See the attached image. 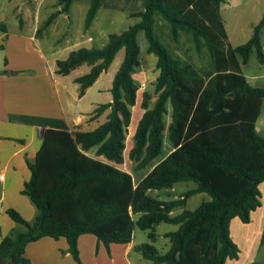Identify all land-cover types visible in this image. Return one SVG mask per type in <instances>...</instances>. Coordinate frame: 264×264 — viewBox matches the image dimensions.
I'll use <instances>...</instances> for the list:
<instances>
[{
    "label": "trees",
    "instance_id": "trees-1",
    "mask_svg": "<svg viewBox=\"0 0 264 264\" xmlns=\"http://www.w3.org/2000/svg\"><path fill=\"white\" fill-rule=\"evenodd\" d=\"M79 0H59L61 10L46 21L68 14ZM226 0H143V11L132 15L136 24L109 35L102 48H79L57 61L56 73L68 76L81 66L90 68L75 79L83 97L124 49L125 57L113 79L110 103L100 104L92 119L106 115L92 131L47 129L36 160L27 161L31 178L24 184L36 209L33 222L17 211L8 216L25 230L13 231L0 243V264H30L26 246L44 237L65 238L72 257L79 261L78 239L95 235L108 249L129 244L136 228L149 231L150 243L136 249L153 264H226L239 260L240 248L231 238V222H251L261 207L264 183V137L256 130L264 88L253 87L242 73L253 50L264 62L261 21L252 37L233 47L221 13ZM102 6L90 0L85 19L88 30ZM163 24L170 32L158 33ZM143 31L149 50L158 57V95L143 93L144 110L134 135L130 157L133 175L116 167L125 162L127 129L137 102L133 71L139 67L138 33ZM181 34L192 38L197 52L206 51L212 70L202 76L191 62L172 48ZM170 41V42H169ZM5 72V71H4ZM168 117V121H167ZM104 157L113 163L90 157ZM193 181L197 187L176 199L161 201L149 193ZM205 193L209 201L188 210V199ZM183 208L177 216L172 211ZM160 224L178 226L165 235L170 247L164 254L152 245ZM261 243L264 244V233ZM250 264H264L252 262Z\"/></svg>",
    "mask_w": 264,
    "mask_h": 264
},
{
    "label": "crops",
    "instance_id": "crops-1",
    "mask_svg": "<svg viewBox=\"0 0 264 264\" xmlns=\"http://www.w3.org/2000/svg\"><path fill=\"white\" fill-rule=\"evenodd\" d=\"M9 1L12 2L13 11L16 15L18 14L17 16H19L20 11L26 10L31 16L32 23L29 26L28 33H26L23 30L24 24L21 19L20 34H8V28L5 24L6 6L3 5L0 9V33H2L1 36L6 37V44L0 43V49L9 51L13 46L17 51L15 56L14 54L10 55L8 52L9 56H6L4 63L0 66V243L11 232L25 230L24 226L16 223L8 216V210L17 211L27 221L33 222L36 217L35 206L31 199L22 193V190L24 184L31 178L27 161L33 163L36 160L45 131L47 129H57L89 132L103 123L108 114V112L105 114L103 120L101 118L104 114L97 119H92L100 104L93 105L92 112L81 110L82 102L89 90H92L98 84L108 70L104 71L96 83L86 90L83 97L79 96V84L75 82V79L81 75H74L79 68L72 71L68 76H59L56 73L58 60H66L72 51L79 48H94L87 45V43L95 41L93 36H88V39L84 41L79 40L78 36L73 37L70 24L67 34L62 38L68 39L65 47H58L55 42L52 45L46 44L49 39L45 34H49L51 28L56 27L59 19H66L69 23H73L75 11L80 6L85 17V24L90 8V0H79L73 3L68 14L59 13L47 26V33L41 31L40 25L48 20L45 21L46 17L50 18L54 13L61 10L59 0L51 1L52 8L45 14V18H42V15L48 0H38L37 2L24 0L20 5H15L13 0ZM81 1L86 3L81 5ZM101 2L102 6L91 23L88 32L94 30L100 19H106L107 17L111 20L109 25L119 26L123 22H127L126 28L140 21L138 18H133L132 15L143 11V0H101ZM227 34L229 33L227 32ZM139 35L140 32L138 33V41ZM83 37H86V35H83ZM148 45L146 48H148ZM29 48L32 51L30 57ZM66 78L70 79V86L67 85ZM246 78L248 79L247 76ZM249 84L253 86L250 82ZM111 89L112 87L109 90L111 91ZM98 91L100 92L102 89ZM111 101L112 96L107 103ZM95 151L96 149H92L88 152V155L100 159L104 163L113 164L104 157H96ZM116 167L130 175L134 173L125 170L122 165H116ZM179 214H177V210L171 212L173 217ZM161 225L156 228L157 235L152 245L164 254L170 247V241H166L168 238L165 235L177 231L178 226H176L177 230L159 233L158 229ZM137 230H135L133 239L129 244L113 243L109 249L95 235L85 234L80 236L78 239L80 262L72 257L73 255L69 251V245L65 238L54 240L51 237H44L36 242L29 243L26 246L24 256L30 264H153L136 249L142 244L150 243L149 231H144L146 233L142 234L138 233ZM159 241H163L160 246ZM228 263L227 261L226 264Z\"/></svg>",
    "mask_w": 264,
    "mask_h": 264
},
{
    "label": "rangeland",
    "instance_id": "rangeland-1",
    "mask_svg": "<svg viewBox=\"0 0 264 264\" xmlns=\"http://www.w3.org/2000/svg\"><path fill=\"white\" fill-rule=\"evenodd\" d=\"M22 1L24 0H13V3L15 5H20ZM37 1L38 0H33V2ZM51 1L53 0H48L46 2L42 18H45V14H47L52 8ZM85 1H81L80 4L82 5L83 3H86ZM3 5L6 6L5 24L8 28V34H20L21 19L24 24L23 30L28 33L29 26L32 23L30 14H28L27 11L24 10L23 12L20 11L19 16H17L18 14L16 15L14 13L12 2H10L9 0H0V9ZM81 9V6L79 7V9H76L73 23H69L66 19H59L56 27L51 28L49 34H45L46 37L49 39L46 42L47 45H52L55 42L58 47H65V43L68 39L62 38L65 34H67V31L70 28V24L72 28L73 37L78 36L79 40L84 41L88 39V36H93L95 41L93 43H87V45H91L94 48H101L104 46V44L109 42L108 33L119 34L125 31V29H127V22H123V24H120L119 26H111L109 25L111 20H109L107 17L106 19H100L99 23L96 24L94 30L92 32H88V30H85V17L83 12H81ZM221 13L225 21L226 30L229 33L228 35L230 38V42L234 47H237L246 43L249 38L252 37L253 27L258 24L263 17L264 0H226V2L222 5ZM48 18L49 17H46L45 21ZM45 24L46 22H42V24L40 25V29L43 33H47V27L45 26ZM157 32L159 34L161 32L164 34H168V36L171 37L169 30L163 24L158 25ZM1 35L2 33H0V36ZM83 35H86V37H83ZM5 40L6 37L1 36L0 43L6 44ZM138 42V45L141 48V64L139 67L134 69L132 74L133 79L135 80V85L137 87V102L135 107L131 108V124L127 129V139L125 140V162L122 164V167L125 170L131 172H134V169L136 167V162L130 157V151L134 146L133 139L138 127V123L144 113V110L141 108L143 93H149L152 96L150 107H153L158 95L161 92L158 90V78L160 75L158 67V57L154 55L153 52H150L148 45L149 42L147 41L145 33L143 31L140 32ZM262 42L264 47V29L262 30ZM172 44V48L176 50L175 52L178 57H180L183 61L193 63L198 68V71L201 73L202 76H206L212 70V64L208 53L206 51L197 52L194 48V44L190 36L181 34L179 43L172 42ZM147 45L148 48H146ZM8 52L10 55H17V51L13 46L9 49V51H6L5 49H0V66L4 63V59L6 58V56H9ZM30 53L32 54V51H30L29 48V57ZM124 57L125 51L124 49H122L117 54V57L113 62L112 66L109 67L108 72L102 76L101 80L96 86H94V88H92V90H89L87 96L82 102V111L92 112L91 110L93 109V105L96 106V104H106L109 101L111 97L109 89L112 87L113 78L116 72L118 71L119 67H121ZM242 69L243 74L248 77L249 82L253 86L264 87V63L259 62L255 50L252 51L248 62L246 64H242ZM88 72L89 67L81 66L74 73V75L83 76ZM66 82L67 85L70 86L69 78H66ZM99 89H102V91L99 92ZM102 117L103 118H101V120L104 119L105 114ZM256 130L261 136L264 137V99L261 107V116L257 121ZM196 186L197 184L193 181L182 182L176 184L170 190L155 191L149 194L152 198L161 201H168L189 191L192 188H195ZM260 192L262 205L254 212V214H252L251 222L249 224H244L238 218H236L231 223V238L240 248V258L239 260H228V264H250L252 262H264V244L261 243V239L263 238L264 233V183L260 185ZM209 200L210 196L205 193L193 195L188 199L186 208L188 210H195L203 202ZM183 210V208L177 209V214L183 212ZM136 229H138V233H146L144 232V230H141L139 228ZM169 230H177V227L173 226V224H162L161 227L158 229L159 233ZM166 241L169 242L168 239ZM162 243L163 241H159V246Z\"/></svg>",
    "mask_w": 264,
    "mask_h": 264
},
{
    "label": "built area",
    "instance_id": "built-area-1",
    "mask_svg": "<svg viewBox=\"0 0 264 264\" xmlns=\"http://www.w3.org/2000/svg\"><path fill=\"white\" fill-rule=\"evenodd\" d=\"M1 178V177H0Z\"/></svg>",
    "mask_w": 264,
    "mask_h": 264
}]
</instances>
